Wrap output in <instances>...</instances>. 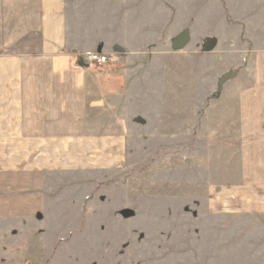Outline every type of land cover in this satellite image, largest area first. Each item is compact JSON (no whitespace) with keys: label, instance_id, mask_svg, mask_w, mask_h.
Returning a JSON list of instances; mask_svg holds the SVG:
<instances>
[{"label":"crops","instance_id":"obj_1","mask_svg":"<svg viewBox=\"0 0 264 264\" xmlns=\"http://www.w3.org/2000/svg\"><path fill=\"white\" fill-rule=\"evenodd\" d=\"M218 1L225 31L177 50L139 0H0V264L71 244L138 146L209 213L264 214V0Z\"/></svg>","mask_w":264,"mask_h":264},{"label":"rangeland","instance_id":"obj_2","mask_svg":"<svg viewBox=\"0 0 264 264\" xmlns=\"http://www.w3.org/2000/svg\"><path fill=\"white\" fill-rule=\"evenodd\" d=\"M139 3L157 38L152 49L172 47V40L184 31L190 37L206 33L209 26L216 34L225 31L226 16L218 0ZM144 155L138 146L124 171L105 172L102 184L92 181L88 189L97 190L89 205L101 218H89L91 229L70 235L71 244L62 236L51 256L43 253L47 250L39 239L40 257L34 263L264 264V214H211L202 190L193 189L190 178L183 185H176L175 179L165 185V176L155 167L159 156Z\"/></svg>","mask_w":264,"mask_h":264},{"label":"water","instance_id":"obj_3","mask_svg":"<svg viewBox=\"0 0 264 264\" xmlns=\"http://www.w3.org/2000/svg\"><path fill=\"white\" fill-rule=\"evenodd\" d=\"M190 41V33L188 31H184L174 39L173 47L177 50L183 49L190 43ZM226 76H228V79L232 78L234 76V73L228 74Z\"/></svg>","mask_w":264,"mask_h":264},{"label":"built area","instance_id":"obj_4","mask_svg":"<svg viewBox=\"0 0 264 264\" xmlns=\"http://www.w3.org/2000/svg\"><path fill=\"white\" fill-rule=\"evenodd\" d=\"M86 61L93 65H108L111 61L106 55L91 53L86 55Z\"/></svg>","mask_w":264,"mask_h":264},{"label":"trees","instance_id":"obj_5","mask_svg":"<svg viewBox=\"0 0 264 264\" xmlns=\"http://www.w3.org/2000/svg\"><path fill=\"white\" fill-rule=\"evenodd\" d=\"M227 79H228V76H225V77L223 78L222 82H224V81L227 80Z\"/></svg>","mask_w":264,"mask_h":264}]
</instances>
